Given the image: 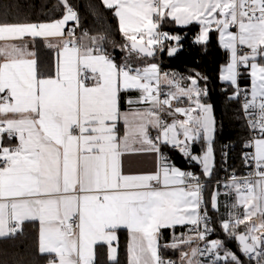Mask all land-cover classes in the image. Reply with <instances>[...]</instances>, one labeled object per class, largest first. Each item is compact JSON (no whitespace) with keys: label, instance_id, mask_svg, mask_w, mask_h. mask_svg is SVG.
<instances>
[{"label":"snow or ice","instance_id":"obj_1","mask_svg":"<svg viewBox=\"0 0 264 264\" xmlns=\"http://www.w3.org/2000/svg\"><path fill=\"white\" fill-rule=\"evenodd\" d=\"M102 3L118 18L129 53L152 57L164 40L179 41L178 36L158 31L170 17L182 25L198 22L202 31L197 42H206L216 26L223 47L231 52L223 80L237 85L238 66L251 68V99L246 92L243 107L251 117L249 126L258 134L245 145L254 149L245 154V162H252L255 170L247 177L233 175L225 185L235 192L232 208L242 207L243 214L230 212L222 228L239 240L244 254L264 264V63L257 62V57L264 58V0ZM61 4L62 18L50 23L0 21V238L21 232L25 221H39V251L48 254V264H97L96 246H111L123 228L130 238L128 264H175L161 254L162 229L192 226L189 231L195 236L163 245L173 249L205 241L211 229L206 209L202 212L199 178L169 164L160 144L191 155L188 142L203 133L205 153L191 158L203 165L206 176L212 175L215 119L212 105L202 102L207 90L196 77H187L189 83L184 85L185 78L161 73L155 63L142 68L118 65L102 47L104 37L87 33L84 38L90 43L77 44L70 38L62 48L57 46L58 57L46 72L29 43L37 37H74L75 28L68 33L64 29L70 21L78 27L79 15L69 0ZM238 45L250 52L238 55ZM177 51L171 48L169 55ZM131 90L140 95L128 104L150 107L122 113L121 93ZM239 95L237 88L234 96ZM185 101L188 106L181 107ZM162 114L177 118L169 123ZM121 120L126 126L123 137L117 130ZM150 127L157 130L155 137ZM13 138L18 143L11 144ZM130 142L146 147L131 149ZM129 151L159 154L157 171L124 174L122 157ZM216 206L214 196L212 207ZM241 225L243 232L238 231ZM205 255L214 257L212 264H242L220 240L207 242L203 249L191 248V255L183 252L181 260L204 264L194 258ZM109 259L116 260L115 248H110Z\"/></svg>","mask_w":264,"mask_h":264},{"label":"trees","instance_id":"obj_2","mask_svg":"<svg viewBox=\"0 0 264 264\" xmlns=\"http://www.w3.org/2000/svg\"><path fill=\"white\" fill-rule=\"evenodd\" d=\"M69 3L79 15L82 32L94 37L103 36L102 47L116 60L118 65L130 63L138 66L156 60V57H141L135 52L129 53L125 47L129 42L120 31L118 18L114 15L113 10L107 9L103 5L102 0H69ZM63 14L64 8L61 0H0V20L4 22L42 23L62 18ZM73 24L74 22L71 26ZM162 29L164 33H171L182 38L181 49L174 56L169 55L168 50L176 44L175 40H164L166 49L163 50L162 59L165 73H169L170 76L175 74L177 78L183 77L184 73L188 77H196L199 80V86L207 90V95L203 97V101L212 105L216 117V133L213 141L214 172L211 177L212 181L207 184L206 194L203 198V210L206 209L207 215L211 216L214 222L215 233L213 238L221 240L224 243V248L235 253L242 264H256L255 259L249 258L241 251L237 239L229 236L222 228V218L215 213L216 211L211 204L215 186L214 179L223 174V158L226 145L229 142L232 143L230 149L231 168L234 171L243 172L247 164L245 154L248 149L245 145L248 131L244 124L239 100L234 96L236 87L221 77L223 65L230 61V51L223 47L217 28L210 30L209 39L206 42H193L192 40V36L197 37L200 31L199 23L181 26L167 18L163 22ZM38 43L39 63L45 66L46 72H50L56 60L55 51L42 41ZM257 60L264 63V58L258 57ZM250 73V67L245 65L239 67V84L247 92L251 86ZM182 82L185 85L189 83L187 78ZM122 93L121 99L124 96ZM123 108L126 106L123 105ZM205 146L203 140L198 141L191 146V151L200 153ZM167 147L175 159L176 165L181 168L185 167L189 155H185L175 147L168 145ZM193 167L195 173L200 177H206L202 165L197 161ZM191 227L184 225L162 229L161 254L173 256L176 262L181 260L180 249L163 247V245H169L168 243L173 242L174 238L177 239L181 234L190 232ZM22 229L13 237L0 238V264H48L50 258L48 254L39 251V221H25ZM243 230L244 226L241 225L238 231ZM118 232L116 260L109 259L110 247L107 243L98 244L96 246L97 264H128L129 233L126 229H119ZM221 252L224 253V249H220Z\"/></svg>","mask_w":264,"mask_h":264},{"label":"crops","instance_id":"obj_3","mask_svg":"<svg viewBox=\"0 0 264 264\" xmlns=\"http://www.w3.org/2000/svg\"><path fill=\"white\" fill-rule=\"evenodd\" d=\"M170 18V17H168ZM60 19V18H59ZM167 19V18H166ZM171 19V18H170ZM58 20V19H56ZM1 21V20H0ZM52 21H55V20H52ZM52 21H46V22H42V23H50ZM165 21V20H164ZM162 21L159 25V29H162L163 28V22ZM176 22V21H175ZM73 22H69L68 25L65 27L64 31L65 33H68L69 32V29H70V26ZM192 23H198L196 21H193ZM190 23V24H192ZM178 25H181V26H187V25H190V24H186V25H182L180 23H177ZM200 25V24H199ZM213 28H216L215 25L212 26L211 29ZM158 29V31H159ZM232 29H235V28H232ZM201 31H202V26L200 25V31L198 32L197 34V37L201 34ZM236 32V31H235ZM209 34H210V31H209ZM88 37H94V36H91V35H87ZM219 36H220V32H219ZM71 37H68V36H65V37H50V38H41V37H37L35 38V42L34 43H29V48L31 50H34L36 53H37V49H38V42L39 41H42L43 43H45L46 45H48L49 43H51L53 45V47H49L50 49L54 50L55 51V58L57 59L58 57V47H61L63 46V42L67 39H70ZM26 41H31V38L29 37H25L24 38ZM72 39V38H71ZM209 39V38H208ZM0 43H3V42H0ZM83 43H90V41H88L87 39H83ZM222 43V42H221ZM177 44V43H176ZM223 45V44H222ZM230 51V50H229ZM109 55V54H108ZM112 59H114L111 55H109ZM155 57V56H154ZM37 58H38V63H39V57H38V53H37ZM56 61V60H55ZM114 61L116 62V60L114 59ZM117 63V62H116ZM151 63H155V64H158V60L157 61H154V62H151ZM118 64V63H117ZM150 64V63H148ZM143 66H147V64L143 65ZM159 66V65H158ZM239 67L238 66V72H239ZM165 73V71H164ZM225 81V80H224ZM229 82V81H228ZM89 84H91V82H88ZM184 84V83H182ZM185 85V84H184ZM235 87H238L240 86L239 84V76L237 78V85H234ZM251 88H252V79H251V86H250V89L248 91V95L251 99ZM131 91H135V92H131ZM131 91H128L127 93H122L124 96L120 97V111L122 113H132V112H135L137 110H143V109H146L148 107H150L149 104H144V103H141V104H128V100L129 99H132V100H136L140 93L136 90H131ZM235 94V93H234ZM203 99V98H202ZM204 102V101H202ZM176 102H173V105L175 106ZM204 103H209V102H204ZM123 105L126 106V108H123ZM183 105H188L187 104V101H185L184 104H181L180 106H183ZM213 108V107H212ZM213 116H214V119H215V132H214V138H215V133H216V117H215V113H214V110H213ZM172 119L174 118H177V117H171ZM178 118L180 119H183L184 117L182 116H179ZM130 119H132V117L130 116ZM117 130H118V135L120 137H123L125 131H126V126L123 122V120H121L118 124H117ZM153 128H149V133L150 135L152 136V133H153ZM182 138V137H181ZM203 140L205 142V147L203 148V150L199 153L200 157H202L205 153V150L207 148V141L206 139H204V134L201 133V137L195 141H190L188 142L189 143V149L188 151L190 152L191 155L189 156H192L194 153L191 151V146L193 144H195L196 142L198 141H201ZM214 141V140H213ZM169 146H172L174 147L173 145L171 144H167ZM213 146V145H212ZM129 147L131 149H140L142 147H146L145 145H141L139 143H132L130 142L129 144ZM177 149L180 150L179 147H175ZM181 151V150H180ZM213 152H214V149H213ZM184 153V152H183ZM196 153V152H195ZM188 156V155H187ZM122 161H123V172L124 174H130V175H138V174H148V173H153V172H156L157 171V168H158V164H159V154L157 153H154V152H145V151H129L127 152L123 157H122ZM202 165V164H201ZM214 165H215V153H214ZM177 168L181 169V167L179 166H176ZM202 170L204 171V167L202 165ZM183 171V170H182ZM214 172V168H213V171H212V174ZM205 175V174H204ZM206 176V175H205ZM212 175L211 176H206L205 178L206 179H211ZM216 197V208H213L221 218H222V223L225 221V220H228L229 219V213L230 212H235V213H238V214H243V208L240 207V208H237V209H233L232 208V205L236 202V196H235V192L231 189H226L223 187V185L221 183H216L215 182V186H214V191L212 193V198H211V204L213 203V197ZM203 198V197H202ZM202 212H203V205H202ZM179 226V225H178ZM191 226V225H190ZM243 226V225H242ZM123 229V228H121ZM194 233L193 232H186L185 234H181L180 237H178L176 240L179 241V239L181 238H187L188 236H194L193 235ZM116 235H117V239L112 241V244L111 246H109L110 248H115L116 249V258H117V254H118V247H117V242H118V239H119V232L117 230L116 232ZM130 239V238H129ZM219 240L217 238H212V240ZM159 243L161 244V238H160V241ZM173 242H170L168 243L169 245L172 244ZM194 243V242H193ZM180 247V246H179ZM194 247H195V243H194ZM181 253L183 252H188V249L185 248V247H181ZM189 255H191V253H189ZM195 259V258H194ZM181 261V260H180ZM182 262V261H181ZM183 263V262H182Z\"/></svg>","mask_w":264,"mask_h":264},{"label":"built area","instance_id":"obj_4","mask_svg":"<svg viewBox=\"0 0 264 264\" xmlns=\"http://www.w3.org/2000/svg\"><path fill=\"white\" fill-rule=\"evenodd\" d=\"M80 22V20H79ZM72 28H75V35L74 37H71L72 39H75L77 41V44H83V39H84V33L82 32V30L80 29V23H79V26L76 27L75 26V23L71 26L70 30ZM69 30V31H70ZM235 31H237V29L235 28ZM159 32L161 33H164L163 32V29H159ZM170 37H174L175 35H172L171 33L168 34ZM192 40L193 42H196L197 41V37L196 36H192ZM163 44V47L161 48V46H157V50H158V53H157V56L159 58L158 60V65H159V68L161 70V73H164V69H163V59H162V53H163V50L165 49V45H164V41L162 42ZM250 52V49H248L246 46H239L238 45V55H241L242 53H248ZM241 66V65H239ZM130 67L132 68H142V67H145L143 65H138V66H134V65H130ZM183 76H185L186 78L188 77L186 73L183 74ZM91 82V81H89ZM161 88L163 90H167L166 88V85L163 83V80L161 81ZM237 88L240 90V95L237 97V99L239 100V103H240V106H241V110H242V115H243V120H244V124H245V127L248 131V137L246 139V144L254 137L256 136L258 133L253 131L251 129V127L249 126V120L251 119V117H249L246 113H245V110H244V103H245V93L247 91H245L244 89H242L241 86H238L236 87V90L235 92L237 91ZM247 95H248V92H247ZM163 95H161V99H163ZM248 99H250L249 95H248ZM162 118L167 120L169 123L172 122V119L170 118V116H166V115H163L162 114ZM157 135V130L154 129L153 130V133H152V136L155 137ZM18 143V140L16 138H13L11 140V144H16ZM169 146V145H168ZM231 146H232V143L229 142L227 145H226V151L224 153V158H223V174L220 175V177L218 178H215L214 181L216 183H221L223 185L224 188L226 189H230L228 187H225V185H227L229 182H230V178L235 175L236 177L238 178H242V177H247L250 175V173H253L254 172V165L252 164V162H248L246 164V167H245V170L243 172H237V171H234L231 166H232V163H231V157H230V149H231ZM248 151L247 153H251L254 151L253 148H250V147H247ZM160 150H161V153L163 154V156L167 157V161L169 164H171L172 166H177L176 163H175V159H173L170 151H169V148L167 147V144H163L161 143L160 144ZM195 163V160H193L191 158V156L188 157V159L186 160V165L185 167H182V170L185 171V172H191L193 173L195 176H197L199 178V183L203 185V188H202V197L204 198L205 194H206V187H207V184L210 183L212 181V179H205V178H202L200 177L197 173H195V170H194V165ZM255 179V177H253ZM209 220H208V227L211 229L210 233L207 235V238L205 241H200V240H196L194 241L195 243V247H199L201 249H203L206 245L207 242L209 241H212V238L214 236V233H215V229H214V222H213V219L211 216H209ZM201 230H203V225H201ZM195 236V233L193 234ZM11 237V236H10ZM13 237V236H12ZM221 255V254H220ZM162 256L164 257L165 260H171V261H175L174 257L173 256H169V255H163ZM195 259L199 260V261H203L204 264H212V261L214 260V257L212 255H205L203 257H195ZM175 264H183L180 260L179 261H175ZM216 264H225L224 261H216Z\"/></svg>","mask_w":264,"mask_h":264},{"label":"rangeland","instance_id":"obj_5","mask_svg":"<svg viewBox=\"0 0 264 264\" xmlns=\"http://www.w3.org/2000/svg\"><path fill=\"white\" fill-rule=\"evenodd\" d=\"M229 31H232V32H235V29H232V28H230L229 29ZM220 40H221V38H220ZM164 45H165V43H164ZM165 49H166V45H165ZM243 54H245V53H242L241 55H243ZM155 57H156V60L155 61H157V60H159V58H158V56L157 55H155ZM258 58V57H257ZM160 61V60H159ZM231 62V52H230V61L228 62V63H226L225 65H223V67H222V71H221V77L224 75V71H225V69H226V67H227V65L229 64ZM257 62H259V63H261L260 61H258L257 60ZM124 64H126V63H124ZM128 65H131L130 63H127ZM158 65V64H157ZM250 71H251V68H250ZM183 77H185V76H183ZM186 78V77H185ZM183 83V82H182ZM202 101H203V99H202ZM173 102H176V101H173ZM205 102V101H204ZM176 104V103H175ZM208 104H210V103H208ZM188 105H183V106H181V107H187ZM170 118H171V116H170ZM172 119V118H171ZM173 120V119H172ZM6 144L8 143L7 141L5 142ZM12 237V236H11ZM215 240V239H214ZM221 241V240H220ZM177 242H179V241H177ZM185 247V248H187L188 249V251H189V253H191V248H194V243H192L191 245H187V244H181L180 245V247H177V248H175V249H181V247ZM221 255H224V253H220ZM182 261V260H181Z\"/></svg>","mask_w":264,"mask_h":264},{"label":"water","instance_id":"obj_6","mask_svg":"<svg viewBox=\"0 0 264 264\" xmlns=\"http://www.w3.org/2000/svg\"><path fill=\"white\" fill-rule=\"evenodd\" d=\"M178 37H179V36H178ZM180 38H181V37H180ZM181 39H182V38H181ZM181 39H180L179 41H176V40H175V42H176L177 44L171 46V47L169 48V50H170L171 48H177L178 51H179V50L181 49V45H180ZM169 50H168V53H169ZM178 51H177V52H178ZM177 52H176L174 55H176ZM157 53H158V50L155 52V55H157ZM155 55H154V56H155ZM174 55H172V56H174ZM154 56H152V57H154ZM192 156L200 157L199 153H194ZM195 161H197V162L201 165V163H200L198 160H195ZM241 232H243V231H241ZM236 239H237V238H236ZM237 242H238V244L240 245L238 239H237ZM240 248H241V245H240Z\"/></svg>","mask_w":264,"mask_h":264}]
</instances>
